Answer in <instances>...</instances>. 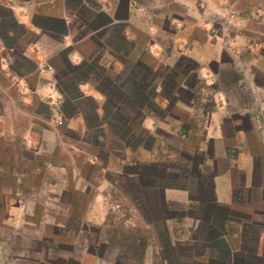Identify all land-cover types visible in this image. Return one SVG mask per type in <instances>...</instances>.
<instances>
[{"label":"crops","instance_id":"1","mask_svg":"<svg viewBox=\"0 0 264 264\" xmlns=\"http://www.w3.org/2000/svg\"><path fill=\"white\" fill-rule=\"evenodd\" d=\"M223 2L0 0V210L13 231L38 242L40 255L8 264L126 262L132 235L117 254L121 244L108 224L114 213L123 215L125 232L145 233L146 261L264 264V82L257 79L264 56L235 80L246 99L217 86L226 50L205 18ZM163 68L175 72L173 91L163 95L157 80L149 104L136 107L137 85ZM190 73L211 90L207 99L179 96L197 87ZM69 81L72 93L62 87ZM104 82L124 88L120 98L105 96ZM108 100L129 126L118 112L106 114ZM35 181L49 188L39 191L50 194L44 202L23 193ZM46 244L74 253L49 259Z\"/></svg>","mask_w":264,"mask_h":264},{"label":"rangeland","instance_id":"2","mask_svg":"<svg viewBox=\"0 0 264 264\" xmlns=\"http://www.w3.org/2000/svg\"><path fill=\"white\" fill-rule=\"evenodd\" d=\"M221 8H218L217 11H212L209 8H207V17L205 18L207 20V24L213 26L215 32L217 33L223 48L226 50L222 56L221 61L223 63V69L219 68V81H218V87L223 88L229 96H231L233 99H243L246 97V91L242 89L241 87L234 86L235 80L239 77L238 73L241 74L242 79L244 74V69L248 68V64L255 61V58L259 55L264 56V0H224L223 3H221ZM224 12H222V10ZM222 12V13H221ZM235 13V14H234ZM251 46H253L255 49H251ZM237 50V51H236ZM236 51L237 53L234 54L233 52ZM233 53L235 56H237V61L235 60L234 63H232L236 69L230 65L231 64V57L230 53ZM184 61V63H183ZM180 63L184 64V66L189 67H195L197 68V64L187 62L183 59ZM13 64V63H12ZM29 64H26V67ZM25 67V65H22ZM21 66V67H22ZM213 67H216L215 64H212ZM66 68L64 71H67ZM84 72L80 73H87V67H85V70H82ZM86 71V72H85ZM175 72H173L172 69L163 68L159 72H150L148 76L145 78V83L149 84L148 91L150 94H152L153 90V84L158 80L162 84L161 92L163 95H169L173 91V80ZM143 79V78H142ZM258 81L260 83L264 82V79L261 77H257ZM187 81L191 85L197 86L194 92L191 90L187 91H179V96L184 100H188L189 98H196V97H203L207 99V96L210 94L211 90L209 88H203V85L200 84V82H197V79H195L194 74L190 73L188 75ZM64 87L63 89L66 90L67 93H70L73 91V87L70 84V81L68 83H63ZM72 93V92H71ZM1 94H6V91ZM74 94V92H73ZM135 96V95H133ZM246 99V98H245ZM201 109L203 113H207V111L211 110L210 103L205 101L201 104ZM115 108L118 109V106ZM115 108H110V112L113 115L114 112H116ZM66 110L71 111V108L66 105ZM46 113V110H44ZM110 114V113H109ZM245 123V122H244ZM60 124V123H59ZM264 129V123L263 127ZM136 140V139H135ZM134 146V144H133ZM2 155V154H0ZM184 158H187L183 156ZM182 157V158H183ZM195 157V160L199 162L200 156H193ZM194 159V158H193ZM57 174L55 172H47L46 178L48 180L57 178ZM38 182L35 181L33 183L34 189H28L23 188L24 192L26 194H34L39 195L40 197L43 195L42 192L39 193V191H44L49 189L47 186H38ZM43 187V188H42ZM45 191V192H46ZM53 194H56L55 192H52ZM58 193V192H57ZM42 194V195H41ZM49 192H46L44 194V197H41L38 199L39 202L46 201V197L49 196ZM60 195V193H58ZM64 195V194H63ZM65 196V195H64ZM50 197V196H49ZM1 209V208H0ZM126 209L128 210L129 207L126 206ZM128 212V211H127ZM126 212V213H127ZM35 222H38L39 216H35ZM31 217V219H34ZM124 217L123 215L118 214H112L109 218L110 223H108L110 226L109 228L112 229V234L115 235L114 237L117 239V241L121 244V247L123 246V243L129 242V234L132 235L131 241L132 246H127L126 249V255L129 258L126 262L124 261H116L115 264H160L157 262H149L145 259V254L143 253L142 249V240H146V235L144 232L141 231L139 226L133 227L135 229H132L129 233L128 231L125 232L123 230L124 228ZM8 218L4 210H0V257L3 256V261H0V264H8L9 261L12 262L16 258V255H24L25 257H21V259H30L34 260L35 258H40V255L37 253V249L39 248L38 242L33 241L32 239L26 238V235L28 231H13L12 228L9 227L7 223ZM71 229H75L76 226L74 223H71L70 225ZM74 232V230H72ZM96 232L103 233L100 230L96 229ZM100 234V235H101ZM142 235H144V238H142ZM138 241V242H137ZM2 242V243H1ZM136 244L137 246H134ZM47 247L40 246L43 249L49 248V253L47 255V258H54L56 259V255L61 251L60 254H62L64 251L67 253H74V249L70 246H62L57 247L53 246L52 244H46ZM119 247L115 252H122L121 255L123 256L124 253L122 251L123 247ZM2 248V249H1ZM58 249V250H57ZM60 249V250H59ZM90 250H96L100 254H105V256H108L111 252H105L103 248L100 246L97 247H91L89 246ZM165 252V259L169 257L170 252L167 250V248H164L163 250ZM119 253V254H120ZM128 255H131L130 257ZM45 254L41 256V258H44ZM118 259V256L116 257ZM9 259V261H7ZM167 264H173L170 262V259L167 260ZM18 264H39L36 261H15ZM73 262H69V264H72Z\"/></svg>","mask_w":264,"mask_h":264},{"label":"trees","instance_id":"3","mask_svg":"<svg viewBox=\"0 0 264 264\" xmlns=\"http://www.w3.org/2000/svg\"><path fill=\"white\" fill-rule=\"evenodd\" d=\"M107 83L108 82H106V83L104 82L103 84L102 83L100 84L99 89L101 90V92H103V94L107 97L110 95H114V94L118 93L119 94L118 98H120V96L122 94H120L118 91H119V89H123V91H124V88L117 87V86L115 87L113 85H108ZM149 86L150 85L147 83L146 84L140 83V85H137V89L135 88L136 91H134L135 96H133V104H135L136 107L141 108V106H147L149 104V100H150V97L152 95L148 91ZM125 107H127V106H125ZM110 108H115V104L113 102H111L110 100H108L106 105H105V112L107 115H111V112L109 110ZM115 109H116V112H118L119 120H121V122L124 120L126 122V126H129V124H127V119H125V117H123V118L121 117V116H125V113L122 112L123 108H121V109L115 108ZM129 109L131 110V108H129ZM115 119H117V118H115ZM124 131H125V125H124L122 131H119L120 135H122L123 137H125V134H123ZM46 242H49V240L43 239L41 241L42 244H44ZM72 264H75V263H72Z\"/></svg>","mask_w":264,"mask_h":264},{"label":"built area","instance_id":"4","mask_svg":"<svg viewBox=\"0 0 264 264\" xmlns=\"http://www.w3.org/2000/svg\"><path fill=\"white\" fill-rule=\"evenodd\" d=\"M21 92H22V93H26V88L23 87L22 90H21ZM262 127H263L262 124H260V125H259V128L262 129V130L264 131V129H263Z\"/></svg>","mask_w":264,"mask_h":264}]
</instances>
